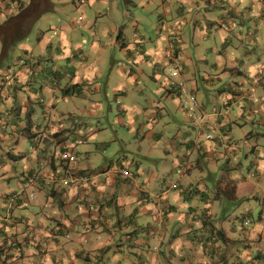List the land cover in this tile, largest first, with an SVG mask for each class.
<instances>
[{"label": "crops", "instance_id": "obj_1", "mask_svg": "<svg viewBox=\"0 0 264 264\" xmlns=\"http://www.w3.org/2000/svg\"><path fill=\"white\" fill-rule=\"evenodd\" d=\"M49 1L50 12H56L54 0ZM127 1L126 7L119 0H93L88 7L77 3L87 7L84 15L91 14L81 16L93 35L89 43L73 45L66 28L67 54L76 48L82 57L81 66L73 62L72 71L66 68L75 79L65 74L66 88L53 72L50 53L58 51L57 39L45 42L37 36L34 43H19L13 66L0 72L1 81L9 75L12 80L9 89L0 88V264H197L189 252L204 261L222 255L224 263L233 256L241 264L261 258L252 240L264 239V203L238 199L245 191L255 192V184L264 185V0ZM29 3L0 0V17H14ZM72 23L71 28L78 27ZM102 32L112 43L107 55L99 52L106 47ZM18 36L10 42L0 37L1 64L5 45L12 46ZM44 46L50 49L47 56L32 62ZM89 47L98 57L93 68L86 56ZM171 53L198 109L209 115L200 130L189 122L180 100L166 91L161 67ZM126 74L132 78L110 80ZM110 92L122 114L136 108L143 122L138 114L124 136L116 129L115 136L104 138L101 132L76 144L82 128L80 137L92 132L91 125L83 127L88 107L106 104L95 95L109 103ZM124 119L120 114L115 125L125 124ZM242 122L253 127L243 137L249 146L231 134L233 124ZM40 133L48 138L40 139ZM130 136L139 148V157L132 159ZM114 144L123 150L108 156ZM71 147L80 174L89 175L87 182L60 181L57 152ZM8 156L23 165L11 166ZM236 156L254 162L256 179L249 181L241 160L230 162ZM179 163L186 173H179ZM128 166L132 178L119 172ZM38 169L46 177L29 199L27 176ZM198 171L208 173L199 177Z\"/></svg>", "mask_w": 264, "mask_h": 264}, {"label": "rangeland", "instance_id": "obj_2", "mask_svg": "<svg viewBox=\"0 0 264 264\" xmlns=\"http://www.w3.org/2000/svg\"><path fill=\"white\" fill-rule=\"evenodd\" d=\"M80 2H82V5H86L88 7V3L90 1L93 0H54L55 2V6H56V12H50L51 10H47V11H42V13L40 12V8L36 7L35 10H30L28 11V13H24L25 9H20L18 13H16L14 15L15 16H19L18 20L17 19H12L11 17L12 15L8 16V18H6L4 15H2L0 17V20L2 21L1 24H4V22L9 21L8 24L5 25V27L0 28V37H2V39L8 38L10 40H13V37L15 35V33L18 32V38L15 39V41L13 42V45L11 47H9L8 49V53H3V56L1 57V60L3 59V64H1L0 62V72H5L6 69H11V67L13 66V58H15L18 54H17V50L15 49L16 53L14 52V48L16 45H18L19 43L23 42V41H31L32 43L36 42V37L37 36H43L42 39H45V42L47 41H51L53 39H57V43L59 46L58 51H51V55L53 58V63L56 66V68H53V72H55L56 74H58L59 76H61L63 79H61L60 81V85H63V88H66L67 83H69L68 81H66L64 79L65 74L68 76H70V80L72 78V80H75L73 78L72 73L73 72H69L67 73L66 68L71 69V71L73 70V62L76 63V65L81 66L82 64V57L79 55L78 51H76L77 49L75 48L73 51H71L72 54H67V51L69 50V48L67 47V44L64 43L63 38L65 40L68 39V37H64V33L66 31V28H70L71 31V35H72V41H73V45L75 44L74 42H80V41H84L85 42L87 40H89L92 35H93V31L91 26H89V28H85L84 27V21H83V17L87 16H91L90 13L85 14L84 15V10L87 7H84L82 5H79ZM96 4L98 3V0H95ZM123 6L126 5V3H128L129 1L127 0H119ZM137 1L139 3L140 0H134ZM147 2V0H141L140 4L141 5H145ZM79 3V4H77ZM79 7V8H78ZM126 7V6H125ZM139 8H143L142 6H139ZM7 14V13H6ZM40 14V15H37ZM81 14L83 15V17L81 16ZM70 18H72L73 20H75V24L76 26H78L77 28H71L70 26H73V23L70 20ZM148 17H143V21H146ZM124 19H122L123 21ZM0 24V25H1ZM75 26V27H76ZM59 27H63L61 30H57L59 29ZM65 27V29H64ZM105 28V25L102 24V28ZM26 29H28L26 31ZM115 36L117 40L119 31L115 30ZM135 34H133L132 36H134ZM5 40V39H4ZM100 40L102 41V44L106 45L105 48H101L99 49V52L103 55H107L110 51V47L112 46V43L110 40H108V38L105 36V32H102V36L100 38ZM0 41L2 43V40L0 38ZM87 43H89V41H87ZM108 46V47H107ZM88 49V47L86 48ZM50 49H46V47H40L38 49V51H36L35 55H46L47 56V52ZM89 51H91V53L89 55H86L90 58V62H89V66L91 68L95 67L97 65V53L96 51H94L93 48L89 47ZM118 54V50H116V52H114V54ZM23 55V54H22ZM24 56V55H23ZM173 56H176L175 54H173ZM25 57V56H24ZM40 57L42 56H38L35 58H30L32 59V62L35 61V63H38V60ZM118 57V56H117ZM168 57V56H167ZM44 66L47 67L48 66V62H43ZM2 65V66H1ZM175 63H171L170 59L167 58V60L163 63L161 70H163L166 75H167V80L168 82H177L178 78L180 76V74L178 76H173L170 74V68L172 66H174ZM179 65V70L181 69L180 63H178ZM11 76L9 75L6 79L7 81L4 80L1 81L0 80V88H2V90H5L6 88L9 89V85L12 84V80L10 78ZM132 77L128 74L125 75V77H122L120 75H115L112 76V78L110 79L111 82H116L117 79L119 80H129ZM59 82V81H58ZM91 83V81H89ZM75 84L76 83H72ZM88 86V84H87ZM94 99L99 100L100 103H102V100H104V102L106 103L104 106H101V109H99V107L94 106V107H88V112L85 113V115L82 117V119L84 120L85 123H83V127L87 126V125H91L89 127V129L92 130L89 131L90 133H88L86 136H81L80 137V133H82V131L84 130V128L81 129V131L79 132V135H77L78 138L81 139H85L86 141L89 140L90 138H93L94 136L97 137V134L100 135L101 132H103L102 137L106 138L108 137V134L111 136H115L116 135V129L119 130V134L120 135H125L127 133L128 127L131 126V124L135 123V119L136 116L138 114H141V122H143V114L140 113L139 111H136V108L131 109L130 112L125 111L122 114V111L120 110V105L119 103H117V100L115 98V95L113 94V92L109 93V103L106 101V98L102 95H95ZM164 103V101H163ZM122 115V117H125L124 122L125 124L120 125V126H116L115 125V121L118 120L119 115ZM108 119L110 120V122H108ZM245 122V121H244ZM101 126H108L107 130H102L100 129ZM252 125L250 123H238V124H233L232 128H231V134L233 137L240 135V140L239 142L242 145H246L249 146L250 145V141L247 138H243L245 136V131L248 132L252 129ZM88 129V130H89ZM94 130L97 132H94ZM242 137V138H241ZM136 137H129V140L133 141V145H132V151L127 153L128 154V158H134V157H139V155H137L138 153V145L136 142ZM84 144V143H82ZM81 145V144H80ZM123 149H120V147L117 145H113L112 147H110L109 149H107V152L110 154H108V156H112L115 153H120L122 152ZM250 153V150H249ZM8 158V163L12 166L13 164L16 165L17 168H20L23 164L21 163V161L19 159L17 160H13L12 158ZM242 161L243 165H244V169H243V173L249 175V181H253V179H256L255 176V170L256 167H254V162H252L249 158V161L251 162L250 165L249 162L246 160V158L244 156L240 157H235L234 159H232V161H230L232 164H237L239 161ZM227 160L225 158H223L221 160V162H226ZM154 162V161H153ZM229 162V161H228ZM249 166V167H248ZM183 164H178L176 166V168H178L179 173L183 174L186 173L185 171H187V169H184ZM181 169H184V171H182ZM202 172V173H201ZM198 171V176L201 177L203 174L207 175L208 171ZM212 172V171H211ZM253 173V174H252ZM216 175V173L210 175L209 174V178H213ZM264 179V176L262 177ZM210 180V179H209ZM255 183V182H254ZM181 184L185 185V182L181 179ZM72 185V184H69ZM249 186V185H247ZM250 187V186H249ZM262 188H264V185H261ZM251 188H255L256 191L255 192H250V191H245L242 193L241 197L238 199L239 202H242L246 197L249 200L248 202L250 204H260L259 206L262 207L263 203H264V190L258 186H256V184L254 186H252ZM210 195H211V191H210ZM212 196V195H211ZM235 207L236 205H234L232 207V213L235 212ZM241 213V211H240ZM240 215V214H239ZM244 226H245V222H244ZM251 226H249L250 228ZM249 228H245V229H249ZM253 241V248L254 251H257V253H259V255L262 258V255H264V239H258L255 238L252 240ZM244 243V242H243ZM244 247H246L245 244H243ZM222 255H210L208 256L209 261L205 260L204 261V257H196L194 254H192L191 252H189L188 257L191 260H196L197 264H212L210 261L213 259L218 260V264H241V260L238 259L236 256H233L232 258H230L228 263H224L220 260V257ZM261 258H255V262H253L252 264H264V259ZM215 264V263H213ZM245 264H249L248 262Z\"/></svg>", "mask_w": 264, "mask_h": 264}, {"label": "built area", "instance_id": "obj_3", "mask_svg": "<svg viewBox=\"0 0 264 264\" xmlns=\"http://www.w3.org/2000/svg\"><path fill=\"white\" fill-rule=\"evenodd\" d=\"M171 63H175L174 66L170 68V74L173 76H178L181 74V71L179 70L178 65V59L177 57L171 55ZM172 83H175V85L180 88L182 95L184 97V104L185 107L188 110L189 117H193L196 122L202 127L203 125L207 124L209 120V115L207 114H201L198 115L196 113V107H197V99L195 94L191 93L189 88L187 87L186 82L183 79H178L177 82H170L169 83V89H174ZM45 135V134H44ZM46 137V135H45ZM212 137V133H207V138L210 139ZM84 142V139L76 140V144H81ZM58 158L61 159V166L60 169H62L63 175L60 178V181L62 183H65L66 185L69 184H75L82 181H88L89 175L88 174H80L78 168L76 167L75 163L77 160V153L75 150H73V147L71 148H61L57 152ZM119 172L124 177H134V173L130 170L128 167H123L119 170ZM57 174L56 171L54 172V175ZM46 177L45 173H42L41 170H35L30 175L26 186L30 189H32L31 192L28 193L27 197L29 199H34L36 197V191L39 187L41 181L43 178ZM22 193L11 196L10 200L13 202L15 201L19 196H21Z\"/></svg>", "mask_w": 264, "mask_h": 264}, {"label": "trees", "instance_id": "obj_4", "mask_svg": "<svg viewBox=\"0 0 264 264\" xmlns=\"http://www.w3.org/2000/svg\"><path fill=\"white\" fill-rule=\"evenodd\" d=\"M49 4H51V2L49 1V0H30V3L24 8L25 10H24V13L26 14V13H28V11H32V10H35V8L36 7H38V8H40V12L39 13H42V11L44 10V11H47V10H49V8H50V5ZM37 15H40V14H37ZM20 16V15H19ZM19 16H15V17H11V20L12 19H17L18 20V18H19ZM10 21V20H9ZM9 21H6V22H4V24H1L0 25V28H3V27H5V25L6 24H8V22ZM28 29H26V31H27ZM4 39H5V41L6 42H10V41H12V40H10V39H8V38H5V37H3ZM9 47H11V45L10 44H6L5 45V51L3 52V53H8V49H9ZM171 82V81H170ZM170 82H168V84H167V86H166V91H167V93L169 94V95H173V96H175V97H177L179 100H180V104H181V107L183 108V110L187 113V115H188V110H187V108L185 107V104H184V97H183V95H182V92H181V90H180V88H178V86L177 85H175V83H172L171 85H173V87H174V89H169V83ZM192 93V92H191ZM196 96V95H195ZM196 99H197V97H196ZM196 113L198 114V115H201V114H207L206 112H203V111H200L199 109H198V107H196ZM208 115V114H207ZM188 120H189V122L192 124V125H194L197 129H199L200 130V125L198 124V122H196L195 120H194V118L193 117H189V115H188ZM206 125V124H205ZM40 135V139H43V140H46L47 138H48V135H46V137H45V135H44V133H40L39 134ZM212 137H213V134H212ZM211 137V138H212ZM79 140V139H78ZM73 150H75V147H73ZM75 152H76V150H75ZM59 159V158H58ZM59 161H60V163H58V165H56V167H55V170H57V169H59V167L61 166V159H59ZM33 171H35V170H32V171H30V173L28 174V176H27V181H28V179H29V177H30V175L32 174V172ZM61 172H62V169H61ZM27 181H26V183H27ZM22 197V195L21 196H19L18 198H21ZM17 198V199H18Z\"/></svg>", "mask_w": 264, "mask_h": 264}, {"label": "clouds", "instance_id": "obj_5", "mask_svg": "<svg viewBox=\"0 0 264 264\" xmlns=\"http://www.w3.org/2000/svg\"><path fill=\"white\" fill-rule=\"evenodd\" d=\"M171 55H173V53H171V54H169L168 55V58L170 59V62H171ZM175 57H177V56H175ZM178 63H179V61H178ZM180 71H181V69H180ZM180 76H181V74H180ZM177 77L178 79H182L181 77ZM184 80V79H183ZM185 81V80H184ZM186 82V81H185ZM187 84V83H186ZM187 87H188V85H187ZM189 88V87H188ZM6 89H8V88H6ZM190 89V88H189ZM128 168H130L129 166H128ZM121 169V168H120ZM130 170H131V168H130ZM132 171V170H131ZM133 172V171H132ZM134 173V172H133ZM135 174V173H134ZM83 182V181H82ZM87 182V181H86ZM27 187V186H26ZM18 194H16V196H17ZM21 195H23V192H22V194Z\"/></svg>", "mask_w": 264, "mask_h": 264}]
</instances>
